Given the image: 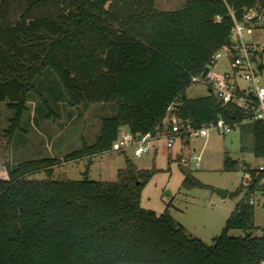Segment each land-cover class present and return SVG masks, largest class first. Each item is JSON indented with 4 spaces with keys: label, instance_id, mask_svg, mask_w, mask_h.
<instances>
[{
    "label": "trees",
    "instance_id": "1",
    "mask_svg": "<svg viewBox=\"0 0 264 264\" xmlns=\"http://www.w3.org/2000/svg\"><path fill=\"white\" fill-rule=\"evenodd\" d=\"M258 1L185 0L180 8L161 9L156 0H0V101L15 110L0 133V264H264V236L253 233L251 202L264 171L245 166L248 191L209 244L189 235L168 211L142 206L155 167L139 168L130 159L115 181L54 178L61 156L18 164L11 158L30 93L41 95L35 79L48 68L71 105L117 102L95 141L67 153L68 161L111 150L124 128L157 135L172 106L195 126L249 117L252 109L209 92L188 97L186 90L231 43L233 13L241 19ZM21 2L25 9L14 21ZM240 130L242 150L263 157L264 122L241 123ZM224 164L233 170L239 161L226 151ZM42 170L47 177H30ZM200 184L186 173L183 185ZM232 229L245 234L231 235Z\"/></svg>",
    "mask_w": 264,
    "mask_h": 264
},
{
    "label": "rangeland",
    "instance_id": "2",
    "mask_svg": "<svg viewBox=\"0 0 264 264\" xmlns=\"http://www.w3.org/2000/svg\"><path fill=\"white\" fill-rule=\"evenodd\" d=\"M17 1V0H16ZM185 0H156L161 9H175L184 5ZM26 3L16 4V11L11 19L21 18ZM13 12V11H12ZM10 18V17H9ZM225 60H220L222 64ZM216 67L222 69L225 65ZM37 92H31L27 109L11 144L13 164L27 159L48 156H61L62 160L54 166V178L91 179L115 181L118 172L126 167L130 158L139 168H157L156 173L142 190L141 204L157 214L168 211L186 232L203 239L209 244L220 235L226 221L236 204L248 191L250 175L245 166L259 169L261 158L255 156L251 148L242 150L240 127L230 133L222 134L211 131L207 138L177 136L172 146L163 133L151 140L148 152L138 156L133 147L124 151L109 150L81 159L66 160L67 153L92 144L101 132V122L106 116L117 111V102L95 101L71 105L58 74L48 68L35 79ZM209 92L200 82L192 83L186 90L188 97H199ZM15 110L6 101H0V133L11 124ZM170 116H172L170 114ZM251 144H249L250 146ZM201 152L199 166L191 160L193 151ZM228 151L239 166L233 170L225 169V152ZM189 159L184 165L182 159ZM187 172L198 178L200 185H183ZM32 178H45V171L30 175ZM223 188L227 195L222 197L218 189ZM240 191L236 193L237 190ZM255 205V236H264V179L255 192L251 193ZM234 236L244 235L242 229H232Z\"/></svg>",
    "mask_w": 264,
    "mask_h": 264
},
{
    "label": "built area",
    "instance_id": "3",
    "mask_svg": "<svg viewBox=\"0 0 264 264\" xmlns=\"http://www.w3.org/2000/svg\"><path fill=\"white\" fill-rule=\"evenodd\" d=\"M233 18L231 43L214 54L207 74L196 75L193 81L205 84L209 93L224 103L234 102L240 108L252 109L253 113L235 123L219 117L201 126H195L191 120L177 117L172 106L166 118L167 125L161 134L167 136L169 146L173 145L177 136L207 138L213 130L227 134L240 127L241 123L256 120L264 122V7L259 0L246 10L241 19L234 13ZM222 59L225 60V64L219 63ZM218 64L220 67L225 66L216 70ZM159 134L135 135L129 130L122 129L111 150L122 151L133 147L135 155L141 156L150 150L151 140ZM260 158L258 170L264 171V156ZM201 159V152L194 150L191 160L196 166H199ZM182 163L188 165L189 159L183 158ZM251 202L254 203V200L251 199Z\"/></svg>",
    "mask_w": 264,
    "mask_h": 264
},
{
    "label": "water",
    "instance_id": "4",
    "mask_svg": "<svg viewBox=\"0 0 264 264\" xmlns=\"http://www.w3.org/2000/svg\"><path fill=\"white\" fill-rule=\"evenodd\" d=\"M218 192L222 197H225L227 195V191L223 188L218 189Z\"/></svg>",
    "mask_w": 264,
    "mask_h": 264
},
{
    "label": "crops",
    "instance_id": "5",
    "mask_svg": "<svg viewBox=\"0 0 264 264\" xmlns=\"http://www.w3.org/2000/svg\"><path fill=\"white\" fill-rule=\"evenodd\" d=\"M167 125V119L165 120V126ZM126 129V128H124ZM128 160H130V158H127L126 162H128Z\"/></svg>",
    "mask_w": 264,
    "mask_h": 264
}]
</instances>
